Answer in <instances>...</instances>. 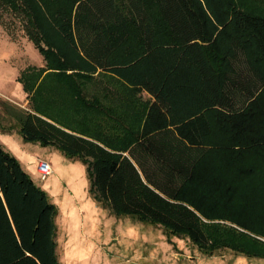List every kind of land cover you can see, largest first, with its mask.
Instances as JSON below:
<instances>
[{
	"label": "trees",
	"instance_id": "obj_1",
	"mask_svg": "<svg viewBox=\"0 0 264 264\" xmlns=\"http://www.w3.org/2000/svg\"><path fill=\"white\" fill-rule=\"evenodd\" d=\"M8 1L25 12L45 68L17 79L30 108L0 101L2 132L81 161L115 218L203 255L264 258L249 237L264 239V13L234 0ZM94 75L125 92L102 88L115 94L105 104ZM55 217L0 143V264H59Z\"/></svg>",
	"mask_w": 264,
	"mask_h": 264
},
{
	"label": "rangeland",
	"instance_id": "obj_2",
	"mask_svg": "<svg viewBox=\"0 0 264 264\" xmlns=\"http://www.w3.org/2000/svg\"><path fill=\"white\" fill-rule=\"evenodd\" d=\"M5 1L0 0V101L28 109L30 94L17 79L27 67L45 68V60L34 42L23 9ZM234 1L245 10L264 13V0ZM94 78L90 89L96 91L94 93L102 97L105 104H113L115 94L99 91L108 86L117 94L120 89L115 88L117 83L100 75ZM127 95L139 97L140 101L146 99L141 92L129 91ZM1 113L0 105V127H6L9 123L2 120ZM5 137L0 128L4 149L19 160L56 208L59 264H264V258L247 257L226 249L211 256L203 255L188 241L167 237L160 228L130 218H115L90 194L86 166L81 161L70 159L53 147L24 142L16 131L10 132L4 142ZM39 159L51 165L49 176L42 178L36 172ZM249 237L264 244L262 238ZM233 238L236 242L242 241L241 236Z\"/></svg>",
	"mask_w": 264,
	"mask_h": 264
},
{
	"label": "built area",
	"instance_id": "obj_3",
	"mask_svg": "<svg viewBox=\"0 0 264 264\" xmlns=\"http://www.w3.org/2000/svg\"><path fill=\"white\" fill-rule=\"evenodd\" d=\"M36 172L42 177L49 176L52 173L51 165L45 160L39 159L36 164Z\"/></svg>",
	"mask_w": 264,
	"mask_h": 264
},
{
	"label": "crops",
	"instance_id": "obj_4",
	"mask_svg": "<svg viewBox=\"0 0 264 264\" xmlns=\"http://www.w3.org/2000/svg\"><path fill=\"white\" fill-rule=\"evenodd\" d=\"M3 134L6 135V137L4 138V142H5V141H6V138L9 136V133H4V132H3ZM0 141H1V140H0ZM0 143H1V142H0Z\"/></svg>",
	"mask_w": 264,
	"mask_h": 264
}]
</instances>
